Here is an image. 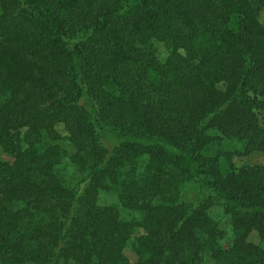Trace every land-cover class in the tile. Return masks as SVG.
<instances>
[{
	"label": "trees",
	"instance_id": "obj_1",
	"mask_svg": "<svg viewBox=\"0 0 264 264\" xmlns=\"http://www.w3.org/2000/svg\"><path fill=\"white\" fill-rule=\"evenodd\" d=\"M263 6L0 0V264H264Z\"/></svg>",
	"mask_w": 264,
	"mask_h": 264
},
{
	"label": "rangeland",
	"instance_id": "obj_2",
	"mask_svg": "<svg viewBox=\"0 0 264 264\" xmlns=\"http://www.w3.org/2000/svg\"><path fill=\"white\" fill-rule=\"evenodd\" d=\"M257 18L264 25V6L259 11ZM155 48L157 52L156 54L159 57L164 56V50L160 44L157 43ZM221 143H222V148L225 150H232V149L238 150L240 148L239 141L234 139H223ZM232 158H233L232 163L235 167L251 166L254 164H261L264 162L263 154L256 151L250 152L245 155L244 154L234 155ZM63 175L70 183H75V181L80 178L77 174H75V172L72 171V168L69 166L64 167ZM180 195L183 200L193 202L198 196V191L195 184L193 182H187L184 185H182ZM97 202L101 204L117 203L116 198L111 193L103 192V191L98 192ZM219 213L220 212L219 211L217 212L216 208L213 207H211L209 210L210 216L217 219L220 222V224H222L224 222V217L222 216V214ZM122 214L124 216L126 215V213L124 214V212H122ZM135 234L136 233H134L133 235ZM247 240L253 243H260L264 247V239L260 240L254 231L248 234ZM123 252L130 262H132L135 259V256L130 251L129 246H126Z\"/></svg>",
	"mask_w": 264,
	"mask_h": 264
}]
</instances>
